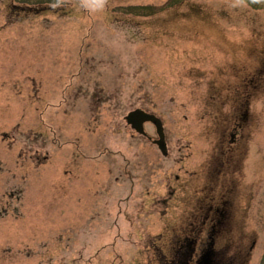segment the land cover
<instances>
[{
  "label": "rangeland",
  "instance_id": "374dc122",
  "mask_svg": "<svg viewBox=\"0 0 264 264\" xmlns=\"http://www.w3.org/2000/svg\"><path fill=\"white\" fill-rule=\"evenodd\" d=\"M170 170L193 195L163 215ZM205 185L217 263L264 264V0H0V264H156Z\"/></svg>",
  "mask_w": 264,
  "mask_h": 264
},
{
  "label": "flooded vegetation",
  "instance_id": "af4514ba",
  "mask_svg": "<svg viewBox=\"0 0 264 264\" xmlns=\"http://www.w3.org/2000/svg\"><path fill=\"white\" fill-rule=\"evenodd\" d=\"M98 99H100V98H98ZM99 103H100V101H99ZM102 103H104V102H101V104ZM136 108H141V107H136ZM145 124H147V123H145ZM145 124H144V126H145ZM123 126H125L126 131H131L126 135H129L131 138L132 148H138L144 143H147V144L152 143L153 145L157 146L158 148L160 147L155 142L158 139V136H157V138H154L148 134L138 133L135 131V129H133L131 127L130 124H128L126 122V120H124ZM120 130H122V129H120ZM162 146L165 149L163 151L162 155H164L165 158H167V157L169 158L171 156V151H170V147H169L168 142H167L166 130H165V136H164V143ZM222 151H224V153H225L226 150L222 149ZM140 154L141 153H138L137 156L139 157ZM226 158H227V161L225 162L226 165L229 162L232 164L231 157H226ZM181 161H182L181 159L177 160L174 157V164L181 163ZM223 165H225V164L223 163ZM222 173H223V171H222ZM222 173H221V175H222ZM179 180H180L179 174H177V173L175 174L173 172V170L172 171L171 170L166 171L162 177V183H161L164 186L165 192L162 194H157L152 198L151 204H153V203L157 204L158 203L159 205H161L162 207L165 208V211L162 213L163 215L165 214V212L167 210V205L171 201H173V200L179 201L176 199L177 197H183V199L185 198L186 200H190V198L193 195V193L190 191V189L188 187L184 188V190H182L177 185ZM187 180H189V179L187 178ZM224 180H225V177L220 176L219 178H217L215 180L214 183H216L217 185L223 186ZM149 188L150 187L146 188V192H148V193H150ZM202 193H203V195L202 196L200 195L199 197L195 198L193 200V202H196L197 204L201 205V207L208 206V208L206 207L204 210V211L208 210L206 215L202 214L201 219H200L202 222H206L205 219H207L209 217V224L207 226L208 229L205 231V229L202 230L199 227H195L194 228L195 231H193L191 233H185L186 235L184 237H182L183 239H181V240H178L177 235H175V232H173L174 233L173 239H174L175 245L170 250V252L173 251L171 256L169 255L170 252H167L164 248L162 249L161 247L154 245L155 247H154L153 255H154V258L156 260V264H218L214 258V254H215L214 235L217 234L219 231L217 229L218 224H219L218 218H219V216H221L220 209H221L222 205H219L218 202L214 201L213 197L211 198L208 196L206 185L203 187L201 194ZM223 201H224V199H222L221 203H223ZM183 202H184V200H183ZM225 202H227V200H225ZM203 204H205V205H203ZM209 211L211 213H209ZM210 218H211L212 222H211ZM197 220H199V219H197ZM159 237H161V235H159ZM138 238H141L140 233L138 235ZM149 264H152V263L149 262Z\"/></svg>",
  "mask_w": 264,
  "mask_h": 264
},
{
  "label": "water",
  "instance_id": "95a60500",
  "mask_svg": "<svg viewBox=\"0 0 264 264\" xmlns=\"http://www.w3.org/2000/svg\"><path fill=\"white\" fill-rule=\"evenodd\" d=\"M126 120L129 124L132 125L134 129H136L140 133H145L143 128L144 122H152L156 129L157 133L159 135V139L156 140V142L160 145V148L162 151H164L163 145V139H164V127L162 124V120L152 113H147L141 109H136L133 111H130L128 115L126 116Z\"/></svg>",
  "mask_w": 264,
  "mask_h": 264
},
{
  "label": "trees",
  "instance_id": "16d2710c",
  "mask_svg": "<svg viewBox=\"0 0 264 264\" xmlns=\"http://www.w3.org/2000/svg\"><path fill=\"white\" fill-rule=\"evenodd\" d=\"M259 73H261L262 74V72H259ZM259 73H258V75H259ZM260 74V75H261ZM257 82V81H256ZM256 82H255V87H252V88H258L259 87V84H256ZM253 85V84H252ZM261 85V84H260ZM255 90V89H254ZM233 93V92H232ZM247 97H248V95H247ZM146 110V109H145ZM241 112V113H240ZM244 110L243 111H240V108H236V117H237V119H239L240 117H241V115H243L244 113ZM239 114H241V115H239ZM158 204V203H157ZM160 207H162L161 205H159L158 204V208H160Z\"/></svg>",
  "mask_w": 264,
  "mask_h": 264
}]
</instances>
